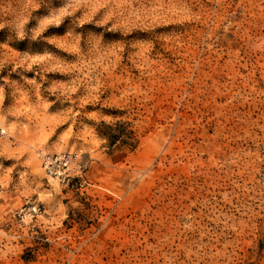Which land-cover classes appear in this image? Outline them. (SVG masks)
<instances>
[{
    "label": "rangeland",
    "instance_id": "rangeland-1",
    "mask_svg": "<svg viewBox=\"0 0 264 264\" xmlns=\"http://www.w3.org/2000/svg\"><path fill=\"white\" fill-rule=\"evenodd\" d=\"M0 264H264V0H0Z\"/></svg>",
    "mask_w": 264,
    "mask_h": 264
}]
</instances>
